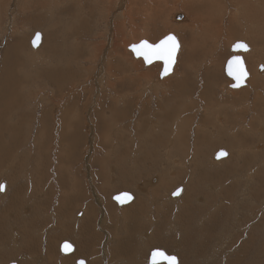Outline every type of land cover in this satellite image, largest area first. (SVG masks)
Returning <instances> with one entry per match:
<instances>
[{
  "label": "rangeland",
  "instance_id": "rangeland-1",
  "mask_svg": "<svg viewBox=\"0 0 264 264\" xmlns=\"http://www.w3.org/2000/svg\"><path fill=\"white\" fill-rule=\"evenodd\" d=\"M12 1L0 0V93L4 84L14 88H10L14 99L7 97L11 100L7 109L0 101L1 114L6 116L0 118V146L5 151L11 145L15 147L0 166V181H5L0 182L5 188L4 196L0 191L3 240L12 245L23 244L20 251H27L33 244L32 248L37 247L39 252L42 246L44 255L38 258L42 261L49 256L47 253H53L45 245L55 246L57 252L58 241L73 240L74 229L65 238L64 231H70L74 225L79 227L77 220L88 215L95 218L101 231L96 229L90 244L86 241L84 246L97 259L91 255L75 257L94 264H110L105 260L107 252L102 255V248L113 249V244L117 248V240L129 235L142 254L129 253L134 256L133 264H147L146 256L153 248L174 254L177 264H264V121L255 128L249 124L255 116L251 113L256 100L253 97L256 92L264 93V67L258 71L264 57L253 68L257 58L252 59V64L248 61L249 52L253 51L252 33L249 36L237 22V32L228 31L226 13L234 14L235 1L221 0L222 9L212 11L211 21L225 14L223 21L215 22L218 30L214 34L205 29L207 21L199 10L197 15L187 14L179 4H171L172 7L171 0H167L155 30L145 11H139V0H126L124 10L117 12L114 8L112 13L107 11V3L99 1L100 4L98 0ZM176 14H182L181 21L173 20ZM242 16L235 13L231 17L241 22ZM184 25L186 28L175 30ZM36 32L41 33V39L32 48L30 39ZM168 33L176 36L179 50L172 72L158 80L161 62L144 64L127 46L140 39L154 43ZM257 36L255 33L254 39ZM234 41H243L250 47L240 53L245 55L242 57L249 76L246 84L236 89L228 87L232 81L224 72ZM13 46L16 49H9ZM254 76L259 79L252 82ZM175 88L180 95H187L178 96ZM243 90L248 91L246 96L240 95ZM260 97L264 111V95ZM229 110L232 114L242 111V120L234 124ZM100 113L103 119L97 120ZM64 114L68 116L66 121L72 123L67 129L75 133L73 145L60 143L55 136L66 129L60 128ZM219 114L226 116L227 125L216 134L214 129L219 128L215 126L223 120ZM167 116L169 120L165 119ZM19 120L23 122L18 125L20 132L15 129L14 135L8 133ZM102 120L107 121L106 127ZM171 125L178 127L174 139L170 135ZM228 127L234 130L229 131ZM161 136L165 143L159 145ZM174 145L178 157L174 156ZM222 147L229 152L227 158L213 160V151ZM73 151L76 153L67 157L66 152ZM194 151L199 152L193 154ZM72 177L78 182L77 190L67 188L70 195L65 197V180L71 182ZM161 179L170 180L173 186L161 185ZM142 182L152 185L141 187ZM190 185L196 186L197 191L191 193ZM178 189L179 195H175ZM124 191L130 192L132 199L118 205L111 195ZM21 206H25L26 212L21 211ZM128 206L141 211L132 218L142 221V230L135 231L130 221L125 222L124 228L130 231L123 229L121 213ZM108 219L113 221L112 228L104 222ZM85 226L84 232H95L89 224ZM13 237L18 240L12 241ZM152 240L157 242L152 244ZM0 244L4 250H10L5 241ZM73 251L60 250L58 257ZM21 253L26 264L29 255ZM17 254L8 257L6 263L23 264ZM7 255H0V264H5ZM58 257L50 260L54 263ZM75 257L62 264H72Z\"/></svg>",
  "mask_w": 264,
  "mask_h": 264
},
{
  "label": "bare ground",
  "instance_id": "bare-ground-1",
  "mask_svg": "<svg viewBox=\"0 0 264 264\" xmlns=\"http://www.w3.org/2000/svg\"><path fill=\"white\" fill-rule=\"evenodd\" d=\"M62 1V0H61ZM86 1H88V0H86ZM102 2V3H107V8H108V10L107 11H110L111 13H112V10L114 9V8H117V12H119V11H121V9H125L126 8V6L124 7L123 5H124V2L126 1V0H98V3H100V2ZM138 1V0H137ZM137 1H136V3H137ZM223 1V0H222ZM233 1H235V6H236V9H235V11H234V14L235 13H241V14H243V16L241 17V19L242 20H240L241 22H239V21H236V20H234L235 18H232L231 16H234V14H231V16L228 14V13H230V11L228 12L227 11V13H226V15H227V17H229L228 18V23H229V26H227L228 27V31L230 32V33H235V32H237V28H235L234 27V23H236L237 22V25H239L240 26V28H242V29H245L246 30V33H248L249 34V36H250V34L252 33H256V34H259V36H257L255 39H254V34L252 35L251 34V38H253V39H250V41H251V44H252V46H253V49H251V50H253V51H250L249 53H251L250 55H249V57H248V61H249V64H252L254 61H255V64H254V66H253V68H256V66H257V63L259 62L258 61V59L259 58H263L264 57V42H261V41H263L264 40V0H233ZM12 2H16V0L14 1H12ZM168 2L169 1H167V0H144V2H142V0H141V2H140V0H139V4L138 5H141V8H140V10H139V8H138V10L139 11H145V13H146V16H148L146 19H148V20H150V22L153 24V27H152V30H155V29H158V27H156L155 25H156V23H157V20L158 19H160L159 17H161V13L164 11V8L165 7H167V4H168ZM224 2V1H223ZM52 3H54V2H52ZM72 3H74V2H72ZM135 3V2H134ZM144 3V6L142 5ZM179 4L178 6H181V9L182 10H184L187 14L190 12V14H194V15H197V14H199L198 12L200 11V13H202L203 15V19H204V21H207V24L205 25V29L206 28H208V31L207 32H209L210 34H214V33H217V30H218V27H217V23H215V22H220V21H223V19H225V14H223L222 16H220L218 19H216V20H214V21H211V17H212V11L213 10H215V9H217V8H220V9H222V6H221V0H171V2H170V5L171 4ZM181 3V4H180ZM242 3H244V6H241V4ZM4 4V3H3ZM7 4H8V2L6 3V7H7ZM78 4V3H77ZM97 4V3H96ZM101 4V3H100ZM99 4V5H100ZM175 4V5H176ZM90 5V4H89ZM125 5H126V3H125ZM169 5V6H170ZM5 6V5H4ZM52 6H53V4H52ZM131 6V5H130ZM168 6V7H169ZM172 6V5H171ZM79 7H81V6H79ZM173 7V6H172ZM174 7H176V6H174ZM229 7L230 6H227V8H226V10L228 9L229 10ZM104 8V7H103ZM112 8V9H111ZM144 8V9H143ZM170 8V7H169ZM198 8H200V9H198ZM87 9V8H86ZM85 9V10H86ZM102 9V8H101ZM167 9V8H166ZM171 9V8H170ZM169 9V10H170ZM173 9V8H172ZM6 10V9H5ZM80 10V9H79ZM137 10V11H138ZM199 10V11H198ZM88 11V10H87ZM102 11V10H101ZM104 11V10H103ZM106 11V10H105ZM116 11H114V12H116ZM131 11V10H130ZM211 11V15H210V12ZM74 12V11H73ZM109 12V14H111ZM107 13V12H106ZM69 14H71V10H70V12H69ZM86 14V13H85ZM108 14V13H107ZM108 14V15H109ZM73 15V14H72ZM71 15V16H72ZM120 15V14H119ZM193 15V16H194ZM144 16H145V14H144ZM145 16V17H146ZM187 16V15H186ZM192 16V17H193ZM182 17V14H176V15H174V16H172V18H173V20H175V21H181L179 18H181ZM196 17V16H195ZM198 17V16H197ZM129 18V17H128ZM199 18V17H198ZM133 19V18H132ZM135 19V18H134ZM152 19H154V20H152ZM203 19L201 18V20H202V22H203ZM144 20V19H143ZM186 21V20H185ZM198 22V21H197ZM212 22V23H211ZM132 23V22H131ZM140 23V22H139ZM147 23V22H146ZM179 23V22H178ZM213 23H215V24H213ZM118 24V23H117ZM148 25V24H147ZM192 25V24H191ZM200 25V24H199ZM78 26V25H77ZM119 26V25H118ZM185 26H187V25H184V26H181V27H179V28H176L175 30H178V29H184V28H186ZM207 26V27H206ZM80 27V26H79ZM123 27V26H122ZM164 27V26H163ZM200 27V26H199ZM203 27V26H202ZM222 27V26H221ZM191 28V27H190ZM198 28V27H197ZM77 29V28H76ZM145 29V28H144ZM144 31V30H143ZM189 31V30H188ZM206 31H205V33H206ZM45 32V31H44ZM78 32H79V30H78ZM144 32H146V30L144 31ZM227 32V31H226ZM40 33V32H39ZM142 33V32H141ZM208 33V34H209ZM41 34V33H40ZM202 34V33H201ZM228 35V34H227ZM109 36V35H108ZM69 37V36H68ZM31 40V39H30ZM259 40V41H258ZM65 42H66V40H64ZM179 42V41H178ZM258 42H261V43H258ZM65 44V43H64ZM153 44V43H152ZM231 44V43H230ZM246 44V43H245ZM247 45V44H246ZM248 46V49L250 48L249 47V44L247 45ZM15 47H17L16 45H15ZM14 46L13 47H9V49H16ZM254 48H255V50H254ZM245 52V51H244ZM8 53L11 55V57L13 56V54H12V51H8ZM243 53V52H242ZM240 54V53H239ZM244 55V54H243ZM242 55V56H243ZM245 56V55H244ZM243 56V57H244ZM254 57H256L257 58V61H256V59H254ZM14 59V58H13ZM244 59V58H243ZM252 59H254V61L253 62H251L252 61ZM263 63V62H262ZM16 64V63H15ZM246 67V66H245ZM250 68H251V66H249ZM263 67H264V64H262V65H259L258 66V69H260V70H258V71H262L263 70ZM9 70V69H8ZM7 69L5 70V72H10V71H8ZM26 70V69H25ZM28 70V69H27ZM111 70V69H110ZM246 70H247V68H246ZM255 70V69H254ZM111 72V71H110ZM0 73H2V71H0ZM248 73V72H247ZM252 74V73H251ZM3 75V74H2ZM141 75V74H140ZM249 76V75H248ZM137 77H142V78H144V79H146V76H137ZM262 77H264V75L262 76ZM255 78L256 79H259L258 78V76H254V77H252L251 79V81L252 82H254V80H255ZM157 79H158V77H157ZM261 79H263V78H261ZM137 80H138V78H137ZM159 80V79H158ZM162 80V79H161ZM246 81V80H245ZM183 82V81H182ZM11 83H13V82H11ZM246 84V83H245ZM183 84H181V86H182ZM2 86V85H1ZM11 84H4V90L2 91L1 90V93H0V101H2V104H4L5 105V107H6V109H7V105L8 104H10L11 103V100H8L10 97V99H14V98H12V95H13V91H11L12 89H14L13 88V86H12V89H10L11 88ZM148 86H149V84H148ZM181 86L180 85H178V87L179 88H181ZM244 86V85H243ZM3 87V86H2ZM242 87V86H241ZM176 89V88H175ZM179 89H176V94L178 95V96H183V95H187V94H182V95H180L181 93H179ZM184 91V90H183ZM185 92V91H184ZM183 92V93H184ZM187 93V92H186ZM245 93H247L248 94V91H246V90H243V91H241L240 92V95L241 96H246V94ZM10 94H12V95H10ZM239 94V93H238ZM10 95V97L7 99V97ZM262 95V97H263V95H264V93H257L256 92V95H254V97H253V99H256V100H254V102L252 103V105H251V113H252V115L253 114H255V116H252L253 117V119L252 120H250V125L251 126H256V125H259L261 122H262V119H263V121H264V111H263V103L258 99L260 96ZM249 96V95H248ZM186 97V96H185ZM236 97V96H235ZM239 97V96H238ZM35 98V97H34ZM261 98V97H260ZM4 99L6 100H8V102L7 103H4ZM237 99V98H236ZM240 99H243L242 97H240ZM264 99V98H263ZM262 99V100H263ZM6 100V101H7ZM205 100V99H204ZM5 101V102H6ZM206 101V100H205ZM237 101H239L238 99H237ZM240 102V101H239ZM232 103V102H231ZM235 103H237V102H235ZM234 103V104H235ZM241 103V102H240ZM211 104V103H210ZM204 105V104H203ZM205 105H206V102H205ZM233 106V105H232ZM262 106V107H261ZM212 107H213V105H212ZM237 107V106H236ZM111 108V107H110ZM233 110L234 109H236V108H232ZM1 110L2 109H0V118L1 119H4L6 116H2V114H1ZM226 110V109H225ZM114 111V110H113ZM230 111V110H229ZM246 111V110H245ZM250 111V110H249ZM219 112H221V111H219ZM242 113V111H239V112H236V113H231V111L229 112V114H230V116H231V119H232V121H233V123H234V121H236L237 123L239 122V121H241L242 120V118H241V113ZM122 113H123V111H122ZM122 113H120V114H122ZM172 113H174V112H172ZM17 114V113H16ZM15 114V115H16ZM97 114H98V112H97ZM124 114V113H123ZM122 114V115H123ZM217 114V113H216ZM7 115V114H6ZM169 115V114H168ZM213 115V114H212ZM48 116V115H47ZM65 115H63V116H61V118L62 117H64ZM215 116H217V115H215ZM219 116H222L221 118H223V120H222V122L220 123V125H221V127H220V125L218 126H215L216 128H219L218 130L217 129H214L215 131L214 132H216V134H220V133H222L223 132V129L225 128V125H227V124H225V119H226V116L225 115H221V114H219ZM224 116H225V118H224ZM43 117H44V115H43ZM69 117H71V116H69ZM116 117V116H115ZM178 117H179V115H178ZM258 117H260V118H258ZM121 118V117H120ZM156 118H157V114H156ZM175 118V117H174ZM213 118V117H212ZM19 119V118H18ZM46 119V118H45ZM95 119H97V116L95 117ZM100 119H103L102 117H101V113L99 114V116H98V119L97 120H100ZM115 119V118H114ZM118 119V118H117ZM165 119H168L169 120V117L167 116ZM214 119H218V117H215ZM24 120V119H23ZM159 120H160V117H159ZM21 121L22 120H19V122H17L18 124L17 125H12V127H10L9 129H11V130H8V133L10 132L11 133V135L13 134H15V132H16V130L15 129H20V126H19V128H18V125H20V123H21ZM105 121L106 120H102V122H101V124L102 123H104V127H106V123H105ZM231 120H229L228 122H230ZM43 122V121H42ZM62 122H63V118H62ZM61 122V123H62ZM107 122V121H106ZM120 122V121H119ZM23 123V122H22ZM21 123V124H22ZM44 123V122H43ZM60 123V128H63L64 127V124H61ZM109 123V122H108ZM181 123V122H180ZM232 123V124H233ZM235 124V123H234ZM248 124V125H249ZM3 125V124H2ZM224 125V126H223ZM4 126V125H3ZM14 126H15V128H14ZM229 126V125H228ZM6 127V126H5ZM9 127V126H8ZM177 127V126H176ZM231 127V126H230ZM261 127V126H260ZM7 128V127H6ZM148 128V127H147ZM178 128V127H177ZM176 128V129H177ZM255 128V127H254ZM263 128V127H262ZM49 129H51V128H49ZM69 129V128H68ZM67 128L65 129V130H68ZM106 129H108V128H106ZM168 129H169V127H168ZM176 129H175V126L174 125H171V131L173 132V133H171L170 135H171V138H173L174 139V137H176L174 134H177L178 132L176 131ZM213 129V128H212ZM228 129H230L229 127H228ZM231 129H233V128H231ZM229 130V131H232V130ZM77 130V129H76ZM102 130V129H101ZM234 130V129H233ZM63 131L64 130H59V132L55 135V136H57V139L59 140V142L60 143H62V142H66V143H68L69 145H73V141H75V136L73 135V134H75L73 131H72V133L69 135V136H67V137H64L63 136ZM106 131H108V130H106ZM105 131V132H106ZM170 131V130H169ZM19 132H20V130H19ZM75 132H77V131H75ZM198 132V131H197ZM206 132V131H205ZM1 133H3L2 131L0 132V138H2L1 137ZM54 133V132H53ZM77 133H79V131L77 132ZM76 133V134H77ZM166 133V132H165ZM156 134V133H155ZM170 135H168V136H170ZM77 136V135H76ZM150 136V135H149ZM155 136H158L157 134L155 135ZM78 137V136H77ZM80 137V136H79ZM78 137V138H79ZM193 138H196V137H193ZM204 138V137H203ZM237 137H234L233 139H236ZM263 138V137H262ZM3 139V138H2ZM80 139V138H79ZM216 139H219V140H221L222 138L221 137H216ZM225 139V138H224ZM81 140V139H80ZM165 139L164 138H162V136H161V140H160V145H162L161 143H165V141H164ZM171 140V139H170ZM194 140V139H193ZM230 140H232V139H230ZM153 141V140H152ZM198 141V140H197ZM1 142H2V140H1ZM172 142V141H171ZM222 142V141H221ZM105 143H108V142H105ZM75 144V143H74ZM197 144V143H196ZM229 144V143H228ZM2 145V144H1ZM6 145V144H5ZM169 145H170V143H169ZM167 146V145H166ZM4 147V146H3ZM2 146H0V166L2 167L3 165L1 164V160H3L4 158H6V155L8 156V155H10V154H12L13 152H14V150H15V147L13 148L12 147V145L10 146L11 148H10V150L8 151H5L4 149H6L5 147L3 148ZM173 147V146H172ZM8 148V147H7ZM202 148V147H201ZM223 148V147H222ZM124 149H125V147H124ZM123 149V150H124ZM173 149H175V145H174V147H173ZM219 149V148H218ZM218 149H215L214 151H213V153H212V155L218 150ZM224 149V148H223ZM152 150V149H151ZM197 150V149H196ZM225 150H226V152H227V155H226V158H227V156L229 155V152H228V150L225 148ZM125 151V150H124ZM75 151H73V152H66V153H68L67 154V157L71 154V153H74ZM133 152H134V150H133ZM151 152V151H150ZM198 152L199 151H194L193 152V154H198ZM263 152V151H262ZM65 153V154H66ZM76 153V152H75ZM131 154H133L134 155V153H131ZM130 154V155H131ZM135 154H137V153H135ZM149 154V153H148ZM147 154V155H148ZM152 154V153H151ZM177 154H178V152H177V150L175 149V151H174V156H177ZM140 155V154H139ZM183 155V154H182ZM181 155V156H182ZM135 157H138V154H137V156L136 155H134ZM133 156V157H134ZM146 156V155H145ZM153 156V155H152ZM181 156H180V158H181ZM107 157V156H106ZM135 157H134V159H135ZM158 157H160V159L162 158L161 156H159L158 155ZM178 157V156H177ZM185 157V156H184ZM112 158V157H111ZM172 158H174V157H172ZM183 158V157H182ZM57 159H60V158H57ZM159 159V158H158ZM166 159V158H165ZM212 159H213V157H212ZM222 159V158H221ZM117 160V159H116ZM157 160V159H156ZM184 160V159H183ZM213 160H215V159H213ZM216 160H220V159H216ZM226 160V159H225ZM259 160V159H258ZM104 161V160H103ZM107 161V160H106ZM137 161H139V159L137 160ZM158 161H160V160H158ZM168 161H170V159L168 160ZM100 162V161H99ZM133 162V161H132ZM161 162V161H160ZM173 163L175 162L174 161V159H173V161H172ZM102 163H105V162H102ZM102 163H100V164H102ZM137 163V162H136ZM169 163V162H168ZM167 163V164H168ZM217 163H221L220 161L219 162H217ZM155 164H157V163H155ZM170 164V163H169ZM233 165V164H232ZM133 166V165H132ZM170 166V165H169ZM131 167V166H130ZM135 168H136V166H134ZM154 167H155V165H154ZM234 167V166H233ZM156 168V167H155ZM155 168H153L152 167V170H154ZM130 170V169H129ZM180 170V169H179ZM156 170H154V172H155ZM153 172V171H152ZM177 173H179L177 170H176V175H177ZM180 173H181V171H180ZM150 174V173H149ZM175 175V176H176ZM177 176H179V175H177ZM176 176V177H177ZM168 178V177H167ZM62 179H63V177L59 180V181H62ZM72 180H71V182H69L68 181V179L66 178V184H65V186L63 187L64 189H66L65 190V192H64V195H65V197H68L69 195H70V190H68L67 188H73L74 189V191H76L77 190V187H78V182H77V180H76V182H74V178L72 177L71 178ZM158 179V178H157ZM156 179V180H157ZM169 179V178H168ZM174 179V178H173ZM177 179H181V177H179V178H177ZM176 179V180H177ZM159 180V179H158ZM182 180V179H181ZM115 181V180H114ZM160 181H163L162 179L160 180ZM170 181V180H169ZM167 179L166 180H164L163 182H159L161 185H163V184H167V185H169L171 182H169ZM174 181V180H173ZM178 181V180H177ZM0 182H5L4 180H1ZM157 182V181H156ZM145 183H147V182H142V184L140 185L141 187L142 186H144V187H148L147 185H152V184H145ZM175 183V182H174ZM199 183H200V181H199ZM108 184V183H107ZM172 184V183H171ZM197 185H199V184H197ZM35 186V185H34ZM128 187H129V184L127 185ZM158 186H160V185H158ZM172 186H173V184H172ZM37 187V186H36ZM168 187H170V186H168ZM34 188V187H33ZM38 189H39V186H38ZM155 189V188H154ZM189 189H190V192L191 193H193L194 191H197V188H196V186L194 187V185H193V187H191V185L189 186ZM4 190H5V188H4ZM4 190L1 192V195H3L4 196ZM32 190V189H31ZM18 192V191H17ZM125 193H129L130 195H131V199H132V194L130 193V192H126V191H124ZM29 193H31V192H29ZM120 193V192H119ZM116 194H118V193H116ZM68 195V196H67ZM113 195H115V194H113ZM113 195H111V198H112V196ZM38 197V196H37ZM113 199V198H112ZM130 199V200H131ZM114 200V199H113ZM129 200V201H130ZM115 201V200H114ZM129 201H127V202H124V203H117L116 201V203L118 204V205H121V204H125V203H128ZM37 205H39V204H37ZM37 205H35V208L36 207H38ZM22 207V206H21ZM25 206H23L22 208H21V211H25L24 209H26V208H24ZM26 207H29V205H26ZM28 211V210H27ZM41 211V210H40ZM26 212V211H25ZM137 212H141L139 209H137L136 207H134V206H128L126 209H125V214H122L121 213V217H122V219H123V221H124V225H123V229L125 228V225H127V224H129V223H127L128 221H130L131 222V224L133 225V227H134V230L135 231H137V230H141V225H140V223L136 220V219H134V218H132V216H134V215H136L137 214ZM39 214V213H38ZM135 217V216H134ZM138 217V216H137ZM148 217V216H147ZM146 217V218H147ZM32 219V221H34L35 219H36V217L34 216L33 218H31ZM148 219V218H147ZM95 220V218L93 219L92 217H90V216H88V215H85V218H82V219H78L77 220V222H79L80 224H81V232H80V238H79V240H78V242H73V241H71V240H67V239H61L60 241H58V247H57V245H56V247H57V251H58V253H60V246H61V244L63 243V241H69L70 243H72L73 244V248H74V251L72 252V253H68V255L67 256H63V258H60V257H58L59 256V254L57 253V257H58V261L56 260V262H54V264L55 263H58V264H62V262L64 261V260H67V259H72V257H75L76 255L75 254H84L86 251H89V247L87 248V246L85 247L84 246V242H89L88 244H90V237H91V234L93 233V234H95L96 235V229H98V230H100V228H99V226L97 225V222H94V223H92L93 221ZM125 222L127 223V224H125ZM86 224H89L90 226H91V228H94V230H95V232H87V233H89L90 234V236L88 235V236H86V232H83V228L84 229H86ZM92 224V225H91ZM94 224V225H93ZM97 226V227H96ZM128 229H129V227H128ZM72 230H73V228H72ZM124 230H126L127 232H129L130 230H127V229H124ZM101 231V230H100ZM132 232H134V231H132ZM139 232V231H138ZM70 233H72L71 231H68V230H65L64 231V235H63V238H65V237H67L66 235H69ZM2 234V233H1ZM132 234V233H131ZM84 237H82V236ZM129 235V234H128ZM72 236H73V234H72ZM2 237V236H1ZM96 239H98V238H96ZM131 237H130V235H129V237L128 236H125V237H123V238H121V239H118L117 240V244H119L118 246H117V248L115 249L116 251H118V252H120V253H122V252H126V251H128L129 249H130V247L133 245V246H135V250H139V248H136V244L134 243V241L133 242H131ZM133 239V238H132ZM97 241V240H96ZM153 241V240H152ZM151 241V242H152ZM62 242V243H61ZM94 242V241H93ZM157 242V240L156 241H153L152 242V244H154V243H156ZM92 243V242H91ZM140 243V242H139ZM95 244H97V243H95ZM94 244V245H95ZM15 245H16V243H15ZM89 246V245H88ZM102 247H104V246H102ZM72 247H71V249H73ZM71 249L69 250V251H71ZM16 250V249H15ZM19 250V249H18ZM92 250V249H91ZM152 250H157V249H151L150 251H149V253H148V255L146 256V257H148L149 258V256H150V252L152 251ZM69 251H67V252H69ZM102 255L105 253V252H107L106 250H104V248H102ZM143 251V250H142ZM141 251V252H142ZM62 252V251H61ZM67 252H64V253H67ZM165 252V251H164ZM55 253V254H56ZM48 255H50L51 256V258H54L55 256H54V253H48ZM61 255H63V254H61ZM97 257V256H96ZM148 258H147V260H148ZM97 259V258H96ZM100 259V258H99ZM55 260V259H54ZM75 260H77V258L75 257V259H73V264H75L74 262H75ZM70 261V260H69ZM78 261H83L84 263L85 262H88L85 258H82V259H78ZM78 261H77V264H78ZM65 262V261H64ZM94 262V261H93ZM71 264V263H70ZM88 264V263H87ZM93 264V263H92ZM147 264H150V263H147Z\"/></svg>",
  "mask_w": 264,
  "mask_h": 264
},
{
  "label": "snow or ice",
  "instance_id": "snow-or-ice-1",
  "mask_svg": "<svg viewBox=\"0 0 264 264\" xmlns=\"http://www.w3.org/2000/svg\"><path fill=\"white\" fill-rule=\"evenodd\" d=\"M41 39L40 33H37L34 40L33 45L36 46L37 41ZM236 49H242L244 51L248 50V46L244 43H237L234 46ZM178 49V43L176 40V37L173 35H169L165 37L163 40H161L158 44H149L147 41H142L138 45L132 46V51L136 53V55L142 56L144 61L146 63H151L152 60L160 59L164 62V74H167L171 65L174 63V58L176 55ZM233 64H236L237 66L241 65V61L239 58H237L235 61H230L228 65V72L229 75L234 76V78L237 80L238 86L239 81L246 76V73L243 71L242 67H239L238 72L233 71ZM4 190V186L0 185V191ZM178 190L175 195H179ZM116 199L120 202H123L126 199H130V196L128 194H123V196H117ZM71 245L65 244L64 249L67 251L70 249ZM80 264H84L83 261L80 262ZM151 264H177V258L175 256L168 255L163 250L157 249L152 251L151 253Z\"/></svg>",
  "mask_w": 264,
  "mask_h": 264
},
{
  "label": "crops",
  "instance_id": "crops-1",
  "mask_svg": "<svg viewBox=\"0 0 264 264\" xmlns=\"http://www.w3.org/2000/svg\"><path fill=\"white\" fill-rule=\"evenodd\" d=\"M226 61V60H225ZM161 80V79H160ZM229 85V84H228ZM229 87V86H228ZM66 114V113H65ZM64 114V115H65ZM68 116H64V120H63V122H64V127L63 128H67V127H69V126H71L72 127V123H69V122H67L66 121V119L65 118H67ZM67 132V133H66ZM72 133V131L71 130H64L63 131V136L64 137H67V136H69L70 134ZM159 141V140H158ZM74 142V141H73ZM159 143V145H160V141L158 142ZM211 158H212V155H211ZM220 160H222V159H220ZM54 177H56V174H54ZM164 189V188H163ZM162 189V190H163ZM167 189V187L164 189V190H166ZM161 191V190H160ZM159 191V192H160ZM153 193H155V192H153ZM79 196H81L80 194H79ZM76 199L77 198H75V201H76ZM135 207V206H134ZM122 214H125V209L122 211ZM150 216V215H149ZM110 217V216H109ZM151 218V217H150ZM94 222V221H93ZM96 222V221H95ZM105 223H107V224H109V225H111V228H112V224H113V221H110L109 219L108 220H106V221H104ZM139 223L140 222H142V221H138ZM140 225H141V223H140ZM73 229H74V234H73V242H78V240H79V238H80V232H81V224H79V227H77L76 225H74L73 226ZM106 229H109V227L107 226L106 227ZM141 230H142V228H141ZM71 232H72V229L70 230ZM113 229H112V231H111V233H113ZM84 232V231H83ZM154 232H156V230L154 231ZM87 233V232H86ZM2 236V237H1ZM3 238H4V236L0 233V243H2L3 244V242L5 241L6 242V244L8 245V247L10 248V250H4L3 248H2V246H1V244H0V255H7V257L5 258V264H8V263H6V261L8 260V257L10 258V256H15V255H13V254H19V256H20V261H22L21 263H25V261H24V258H23V256H24V254H22L21 252H26L27 254H28V252L27 251H29V260H27V263L26 264H54L51 260H50V255L49 256H44V259L46 260L45 262H44V259H42V261H40V260H38V258H39V255L41 254V255H44V248H42V246H40V249H41V251H39L38 252V248L36 247V248H32L33 247V244H31L30 245V247L29 248H27V251H20V250H18L19 249V247H21V248H23V244H17V245H15V244H13L12 245V243L11 242H9V241H6V240H3ZM47 238V237H46ZM122 238V237H121ZM12 241H14V242H16L17 240H18V238H15V237H13L12 239H11ZM50 241H52V239H49ZM160 240H162V239H160ZM64 242V241H63ZM65 242H68L70 245H71V247L73 248V244L72 243H70L69 241H66L65 240ZM62 243V242H61ZM59 244V243H58ZM115 245H119V244H117V242L115 243ZM47 246H49L48 247V250L51 252V251H53V253H56V248H55V246H54V248L53 247H51L50 246V244H47V245H45V248L47 247ZM97 246V245H96ZM113 246V249H112V247L110 246V247H107L105 250L107 251V255L105 256V260H106V262H109L110 264H133V260H132V258L134 257L133 255H135L136 256V254H140V256H142V254L141 253H139L140 251L137 249V250H135L133 247L130 249V250H128V251H126V252H122V253H120V252H118V251H116L115 249H116V247H114V244L112 245ZM16 249V250H15ZM72 250H74V248L73 249H71V251ZM58 252V251H57ZM90 252V250L89 251H86L84 254H79V255H84V257L86 256V255H91V256H94V258H96V254H94V253H89ZM101 253H102V251H101ZM129 253H132V254H129ZM18 254H17V256H18ZM48 254V253H47ZM100 254V253H99ZM143 254H144V252H143ZM57 255V253L56 254H54V256H56ZM78 255V254H77ZM169 255H172V254H169ZM174 255V254H173ZM101 256V255H100ZM175 256V255H174ZM176 257V256H175ZM77 258V257H76ZM146 257H144V259H145ZM148 258V257H147ZM146 258V259H147ZM177 258V257H176ZM77 259H79V258H77ZM86 259V258H85ZM87 260V259H86ZM78 261V260H77ZM77 261H76V263H77ZM88 262V264L89 263H92V261L91 262H89V260H87ZM32 262V263H31ZM10 263H12V262H10ZM9 263V264H10ZM145 263H146V260H145ZM147 263H148V260H147ZM17 264V263H16ZM20 264V263H19ZM55 264H58V263H55ZM73 264V263H72ZM94 264V263H93Z\"/></svg>",
  "mask_w": 264,
  "mask_h": 264
},
{
  "label": "water",
  "instance_id": "water-1",
  "mask_svg": "<svg viewBox=\"0 0 264 264\" xmlns=\"http://www.w3.org/2000/svg\"><path fill=\"white\" fill-rule=\"evenodd\" d=\"M37 33H39V32H36L35 35H34V37L31 38V40H30V44H31V47H32V48H36V47L39 45L40 40L37 41L36 46L33 45V40H34V38H35V36H36ZM169 35H173V36H175V35L172 34V33H168V34L164 35L163 37H161L158 41L154 42L153 45H154V44H158L161 40H163L165 37H167V36H169ZM175 37H176V36H175ZM176 40H177V38H176ZM142 41H147L149 44H152V43H150V42H149L148 40H146V39H140L139 41H137V42H135V43H130V44L127 46V49H128L129 51H131V53H132V55H133L134 57H138V56L136 55L135 52L132 51V46H133V45H138V44H140ZM177 43H178V49H177V52H176V55H175V58H174V63L171 65V67H170V69H169V71H168L167 74H164V67H165V66H164V62H163V60L155 59V58L152 60V62H155V61H159V62H161V68H160V71H159V74H158V79H162L163 77L167 76L168 74H170V73L172 72L173 66L175 65V62H176V56H177V53H178V50H179V42H178V40H177ZM237 43H244V42H243V41H234V42L230 45V47H229V51H230L231 54H230V56L227 58V60H226V62H225V65H224V72H225L226 76L229 77V78L231 79V81H232L228 86H229V88H233V89H236V88H239V87L245 85V80H246L247 77H248V73H247V70H246V67H245V63H244V60H243L242 54H239V53L244 52V50H242V49H236L234 46H235ZM244 44H245V43H244ZM139 57L143 60L144 64H150V63H146V62L144 61V59H143L142 56H139ZM237 58L240 59V61H241V65H240V66H237L236 64H233V71H234V73H235V72H238L239 67H242V68H243V71L246 73V76H244V77L239 81L238 86H234V85H237V80L234 78V76L229 75V72H228V65H229V62H230V61H235ZM152 62H151V63H152ZM258 70H260V69H258ZM226 155H227L226 150L223 149V148H220V149H218V150L213 154L212 157H213V159L216 160V159L223 158V157H225ZM0 185H3V186H4V183H1ZM178 190H179V189H178ZM178 190H177V191H178ZM177 191H176V192H177ZM123 194H128V196H130V199H131V195H130L129 193H125V192H120V193H118V194H115V195L112 196V198H113L117 203H124V202L129 201L130 199H126V200H124L123 202H120V201H118V200L116 199L117 196H123ZM65 244H69V243L64 241V242L61 244V246H60V250L62 251V253L67 252V251H69V250L71 249V247H70V249H68L67 251H65V249H64V245H65ZM69 245H70V244H69ZM152 251H154V250H152ZM152 251L150 252V256H149V258H148V263H150V264H151V253H152ZM168 255H169V254H168ZM171 256H173V255H171ZM80 262H81V261H78V264H80ZM10 264H16V263H13V262H12V263H10Z\"/></svg>",
  "mask_w": 264,
  "mask_h": 264
},
{
  "label": "flooded vegetation",
  "instance_id": "flooded-vegetation-1",
  "mask_svg": "<svg viewBox=\"0 0 264 264\" xmlns=\"http://www.w3.org/2000/svg\"><path fill=\"white\" fill-rule=\"evenodd\" d=\"M212 156H213V155H212ZM79 259H82V258H79ZM77 260H78V259H77ZM77 260H75V262H74L75 264H77V263H76ZM84 264H85V263H84Z\"/></svg>",
  "mask_w": 264,
  "mask_h": 264
}]
</instances>
